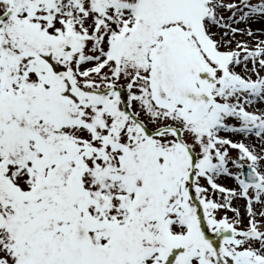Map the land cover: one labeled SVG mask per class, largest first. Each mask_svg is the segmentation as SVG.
<instances>
[{
	"label": "snow or ice",
	"instance_id": "1",
	"mask_svg": "<svg viewBox=\"0 0 264 264\" xmlns=\"http://www.w3.org/2000/svg\"><path fill=\"white\" fill-rule=\"evenodd\" d=\"M0 264H264V0H0Z\"/></svg>",
	"mask_w": 264,
	"mask_h": 264
}]
</instances>
